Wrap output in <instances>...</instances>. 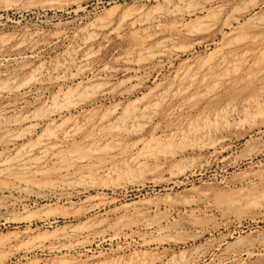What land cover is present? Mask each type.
I'll return each mask as SVG.
<instances>
[{
    "label": "rangeland",
    "instance_id": "obj_1",
    "mask_svg": "<svg viewBox=\"0 0 264 264\" xmlns=\"http://www.w3.org/2000/svg\"><path fill=\"white\" fill-rule=\"evenodd\" d=\"M0 264H264V0H0Z\"/></svg>",
    "mask_w": 264,
    "mask_h": 264
},
{
    "label": "bare ground",
    "instance_id": "obj_2",
    "mask_svg": "<svg viewBox=\"0 0 264 264\" xmlns=\"http://www.w3.org/2000/svg\"><path fill=\"white\" fill-rule=\"evenodd\" d=\"M222 140H224V139H222ZM227 140V139H226ZM238 140V139H237ZM229 141V140H228ZM227 147V146H226ZM253 155V154H252ZM256 176V175H255ZM207 179V178H206Z\"/></svg>",
    "mask_w": 264,
    "mask_h": 264
}]
</instances>
